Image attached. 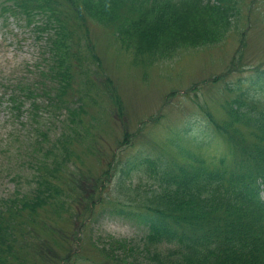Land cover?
Listing matches in <instances>:
<instances>
[{"label":"trees","instance_id":"1","mask_svg":"<svg viewBox=\"0 0 264 264\" xmlns=\"http://www.w3.org/2000/svg\"><path fill=\"white\" fill-rule=\"evenodd\" d=\"M88 9L92 10L97 6L94 13H98L99 18L112 22L110 15L118 12L119 7L123 4L129 6L130 15L126 16L119 22L117 31L122 41L132 40L129 42L139 51H145L152 56L155 53H165L172 47L179 46L182 42H197L199 39H211L210 35L202 32L195 27H191L190 20L183 16V12L194 4L195 0H85ZM37 7L24 6L23 8L31 14L33 9H39L46 15L47 22L55 20L59 23L60 33L57 38L50 41V50L53 54V60L56 63L55 74L64 80L70 71V64L66 56V43L69 34L66 33L65 27L56 16L52 7L51 0H37ZM112 5L113 7H109ZM119 15V12H118ZM114 16V15H113ZM135 17H141L139 20L132 21ZM172 19V20H171ZM117 20V19H116ZM161 20L172 23V28L168 31L155 30V24ZM129 43L127 46H129ZM196 259V257H194ZM179 264H186L185 261ZM219 264H225L220 261Z\"/></svg>","mask_w":264,"mask_h":264},{"label":"rangeland","instance_id":"2","mask_svg":"<svg viewBox=\"0 0 264 264\" xmlns=\"http://www.w3.org/2000/svg\"><path fill=\"white\" fill-rule=\"evenodd\" d=\"M22 32L23 29L18 30L19 36ZM24 37L29 38L30 42L34 41L33 35L32 37H30V35L27 32L24 33ZM3 45L4 44L0 42V70H4V72L0 71V75H6V74L8 75L10 70L12 68L14 69V67L17 65L18 62H21L26 58H30L32 55L31 49L17 53L12 46L8 45L3 47ZM2 92L3 89L0 88V94ZM123 96L127 101H129L131 99V89L128 87H123ZM5 117L6 115L3 112H1L0 113V195L1 196H5L14 188L13 182H11L10 178L4 174V171L6 172L8 169L7 159L9 157L11 158L10 163L13 170L22 171L20 166L21 161L18 160L17 158V151L25 150L24 148L27 145V141L25 139L26 130L24 128H12L14 126V123L12 122L5 123L6 121ZM52 130L59 131V128H52ZM21 186L24 188V190H27L26 186L23 185ZM103 212L104 209H101L99 211L100 215ZM100 215L93 222V224H91V227L97 224L98 220H100ZM88 227L90 228V226ZM98 227H99V233H103L104 231L107 232V234H115L113 231H117L129 237H132L133 235L137 234V230L132 224L112 217L104 216L99 222ZM83 234L84 236H87L89 233L86 230ZM42 245L43 243L42 244L36 243V245L33 248L38 258L34 257L30 260V262H24V264H54L60 262V260L58 259L56 262L53 263V261L51 260L52 253L50 251L47 250L45 251V249H42V251H40ZM50 245L54 246L52 242H50ZM87 246L89 249L92 248L89 243L87 244ZM57 251H59V249H57Z\"/></svg>","mask_w":264,"mask_h":264}]
</instances>
